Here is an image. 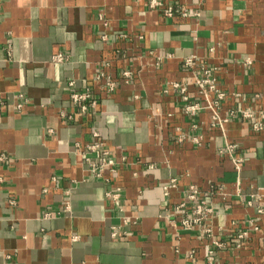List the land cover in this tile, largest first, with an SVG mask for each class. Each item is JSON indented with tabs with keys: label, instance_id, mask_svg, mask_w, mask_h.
Returning <instances> with one entry per match:
<instances>
[{
	"label": "crops",
	"instance_id": "obj_1",
	"mask_svg": "<svg viewBox=\"0 0 264 264\" xmlns=\"http://www.w3.org/2000/svg\"><path fill=\"white\" fill-rule=\"evenodd\" d=\"M161 1L189 16L148 0H0V264H206L210 250L216 264H264V130L253 128L264 122V0ZM202 67L225 94L222 116L236 113L225 128L244 159L239 182L210 114L185 112L203 103ZM101 74L119 81L113 93ZM72 82L93 90L95 109L73 106ZM103 151L116 172L98 178L85 157ZM191 186L212 208L211 236L182 228Z\"/></svg>",
	"mask_w": 264,
	"mask_h": 264
},
{
	"label": "built area",
	"instance_id": "obj_2",
	"mask_svg": "<svg viewBox=\"0 0 264 264\" xmlns=\"http://www.w3.org/2000/svg\"><path fill=\"white\" fill-rule=\"evenodd\" d=\"M150 8L154 10H161L164 16L174 17L175 15H180L185 18L189 16L188 11H182L175 9L172 6H165L161 0H148ZM57 60L61 61L62 58L58 57ZM197 57H190L184 60V65L189 68H193L196 65ZM246 64H251L250 61H246ZM202 76L197 77V96L203 99V103L195 102L187 105L185 107L186 114L190 116H195L199 112H208L211 117L210 126L214 130H218L225 140V147L220 151L221 155L228 157L233 166L235 173L237 174L238 182L241 178V173L243 169L244 159L238 154V146L230 143L226 136V124L230 122L231 119L235 118V112H232L229 117H223L220 111L221 103L225 100V94L221 92L218 88L217 80L214 78L213 72L209 69L202 67ZM121 78L126 82L132 78V73L130 71H124ZM97 82H103V90L108 93H113L116 87L119 85V81L114 80L111 76L107 77L105 74H101L97 77ZM75 84L70 83L71 94L70 99L74 107H81L82 112H85L90 107L95 109L98 105L97 98L94 97L93 90L91 88L87 89L85 92H78L74 88ZM171 88L179 92L180 96L186 97L188 95V88L180 83H172ZM215 96V97H214ZM264 116V112H262ZM243 119H253L254 114L249 111H243L240 115ZM256 132L264 130V122L257 121L253 126ZM94 137L98 139L100 136L97 132L94 133ZM193 143L200 145L202 137H195L192 139ZM103 144L97 143V145L89 146L90 151H95L96 149L102 150ZM104 157L102 160H94L86 158L88 162V171L94 176L101 178L106 172L114 173L116 172V161L111 157L109 152L103 151ZM176 186V180H171L169 184L165 187L166 190L174 188ZM120 189H117L115 193L109 194V196L114 200L118 201L120 197ZM215 195L217 197L226 198L224 192L220 189L216 191ZM187 202L181 203L176 207L177 214H184L188 211L190 207V212L192 214L191 219L182 220V228L184 231L191 232L198 230L202 234L212 235V228L209 225L210 217L213 214L211 206L208 204L203 192L195 186H191L186 193ZM263 211L259 209V213ZM255 230H258L255 227ZM117 235V231H114L113 236ZM248 233L244 232L238 235L237 239L242 240L247 237ZM215 246H220L218 242H214ZM240 247V245H239ZM216 253L214 250H210L207 253V263L206 264H216Z\"/></svg>",
	"mask_w": 264,
	"mask_h": 264
}]
</instances>
